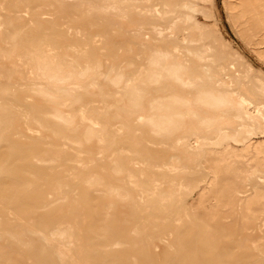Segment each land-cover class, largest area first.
<instances>
[{
	"label": "rangeland",
	"instance_id": "obj_1",
	"mask_svg": "<svg viewBox=\"0 0 264 264\" xmlns=\"http://www.w3.org/2000/svg\"><path fill=\"white\" fill-rule=\"evenodd\" d=\"M0 264H264V0H0Z\"/></svg>",
	"mask_w": 264,
	"mask_h": 264
},
{
	"label": "bare ground",
	"instance_id": "obj_2",
	"mask_svg": "<svg viewBox=\"0 0 264 264\" xmlns=\"http://www.w3.org/2000/svg\"><path fill=\"white\" fill-rule=\"evenodd\" d=\"M154 55H156V54H154ZM157 56V55H156ZM159 56V55H158ZM149 58H151L150 56H149ZM45 59V58H44ZM48 59V58H47ZM153 58H151V60H152ZM43 60V59H42ZM50 60V59H49ZM53 60V59H52ZM48 61V60H47ZM156 62H157V60H155ZM52 62V61H51ZM151 62V61H150ZM153 62V61H152ZM167 62V61H166ZM49 63V62H48ZM160 63V62H159ZM43 64V63H42ZM51 64V63H50ZM167 64H170V63H167ZM52 65H54V64H52ZM156 66H157V64H156ZM50 67V66H49ZM44 68H45V66H44ZM61 68V67H60ZM171 69H173V68H171ZM61 70V69H60ZM164 70V69H163ZM155 71V70H154ZM154 71H153V73H154ZM162 71V70H161ZM175 71V70H174ZM50 72V71H49ZM54 71H52V73H53ZM82 73V72H81ZM164 73V72H163ZM64 74V73H63ZM59 75V74H58ZM112 75H114V74H112ZM121 75V74H120ZM55 76V75H54ZM61 75H59V77H60ZM66 76V75H65ZM68 76H69V74H68ZM150 76V75H149ZM47 77V76H46ZM116 77H117V75H116ZM50 78V77H49ZM65 78V77H64ZM69 78H71V77H69ZM85 78V77H84ZM83 78V79H84ZM112 78V77H111ZM148 78V77H147ZM152 77H150V79H151ZM154 78H155V76H154ZM121 79H123V78H120V80ZM62 80H63V78H62ZM66 80H67V78H66ZM74 80V79H73ZM152 80V79H151ZM150 80V81H151ZM50 81V80H49ZM64 81V80H63ZM68 81V80H67ZM75 81V80H74ZM77 81V80H76ZM118 81V80H117ZM149 81V80H148ZM46 83V82H45ZM67 83V82H66ZM80 83V82H79ZM46 85H48V84H46ZM45 85V86H46ZM51 85V84H50ZM54 85V84H53ZM40 86V85H39ZM41 87H43V86H41ZM52 87V86H51ZM56 87V86H55ZM63 87V86H62ZM71 87H73V86H71ZM66 88V87H65ZM46 89H48V88H46ZM50 89V88H49ZM59 89H60V87H59ZM67 89H69V88H67ZM129 89V88H128ZM127 89V92L129 91ZM44 90V89H43ZM51 90H53V89H51ZM61 90V89H60ZM58 91V92H61V91ZM64 90V89H63ZM62 90V91H63ZM56 91V90H55ZM66 91V90H65ZM133 91V90H132ZM137 91V90H136ZM64 92V91H63ZM50 93V92H49ZM66 93H67V91H66ZM66 93H65V95H66ZM139 93V92H138ZM48 94V93H47ZM58 94V93H57ZM64 94V93H63ZM135 94V93H134ZM49 95V94H48ZM132 95H133V93H132ZM47 96V95H46ZM57 96V95H56ZM63 96V95H62ZM137 96H139V94L137 95ZM210 96V95H209ZM51 96L49 95V98H50ZM54 97V96H53ZM58 97V96H57ZM132 97V96H131ZM137 98V97H136ZM135 98V99H136ZM208 98V97H207ZM58 99H59V97H58ZM57 99V100H58ZM171 99V98H170ZM211 99V98H210ZM214 99H216V98H214ZM137 100V99H136ZM135 100V101H136ZM182 100V99H181ZM198 100V99H197ZM200 100V99H199ZM208 100V99H207ZM54 101V100H53ZM52 101V102H53ZM131 101V100H130ZM171 101V100H170ZM49 102V101H48ZM166 102V101H165ZM210 102V101H209ZM154 103V102H153ZM163 103V102H162ZM194 103V102H193ZM55 104H57V103H55ZM59 104V103H58ZM66 104V103H65ZM129 104V103H128ZM131 104H132V102H131ZM134 104V103H133ZM195 104V103H194ZM50 105H52V104H50ZM54 105V104H53ZM47 106V105H46ZM55 106V105H54ZM135 106V105H134ZM213 106V105H212ZM56 107V106H55ZM63 107V106H62ZM64 107H65V105H64ZM136 107H137V105H136ZM150 107V106H149ZM165 107V106H164ZM171 107V106H170ZM48 108V107H47ZM49 109V108H48ZM50 109H56V108H50ZM63 109V108H62ZM63 111V110H62ZM157 111H158V109H157ZM167 111V110H166ZM49 113H50V111H49ZM145 113V112H144ZM147 113H149V111L147 112ZM161 113V112H160ZM159 113V114H160ZM165 113V112H164ZM170 113V112H169ZM178 113V112H177ZM52 114V113H51ZM55 114V112L52 114V115H54ZM65 114V113H64ZM64 114H63V112H60L59 110H56V115L61 119V117L62 118H64L63 116H64ZM66 114H68V113H66ZM166 114V113H165ZM56 115H54V116H56ZM169 115V114H168ZM147 116V115H146ZM161 116V115H160ZM66 117H67V115H66ZM148 117H149V115H148ZM56 118V117H55ZM65 119V118H64ZM152 121V120H151ZM166 121V120H165ZM158 122V121H157ZM153 124V123H152Z\"/></svg>",
	"mask_w": 264,
	"mask_h": 264
}]
</instances>
